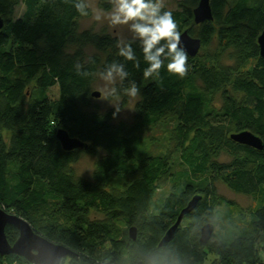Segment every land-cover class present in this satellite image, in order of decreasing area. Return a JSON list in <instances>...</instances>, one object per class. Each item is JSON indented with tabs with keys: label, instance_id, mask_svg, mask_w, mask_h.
Wrapping results in <instances>:
<instances>
[{
	"label": "trees",
	"instance_id": "1",
	"mask_svg": "<svg viewBox=\"0 0 264 264\" xmlns=\"http://www.w3.org/2000/svg\"><path fill=\"white\" fill-rule=\"evenodd\" d=\"M98 3L111 7L109 0ZM198 3L181 0L172 11L178 31L201 42L184 77L161 69L157 80L144 81L126 63L140 98L125 123L116 122L115 110L100 111L92 97L98 73L123 62L116 36L80 30L69 0H0V207L69 249L68 264H203L208 254L215 264H264V150L230 139L247 131L264 146V59L257 45L264 0H209L213 20L196 25ZM21 5L23 14L14 18ZM132 47L139 57L138 43ZM87 49L97 54L88 57ZM51 88L58 90L55 102L47 96ZM154 127H165L160 153L143 139ZM58 129L87 149L64 151ZM85 155L95 160L89 178L75 171ZM218 184L253 206L233 212ZM196 195L199 206L159 246ZM207 224L214 230L203 246ZM5 234L11 245L18 238L10 226ZM12 261L29 264L0 256V264Z\"/></svg>",
	"mask_w": 264,
	"mask_h": 264
},
{
	"label": "clouds",
	"instance_id": "2",
	"mask_svg": "<svg viewBox=\"0 0 264 264\" xmlns=\"http://www.w3.org/2000/svg\"><path fill=\"white\" fill-rule=\"evenodd\" d=\"M69 2L81 17H90L93 22L107 23L112 29L123 28L130 33L129 41H117L116 55L122 57L123 62L113 61L98 73L104 85L97 91L102 99L112 103L114 118L120 111L118 105L123 96L128 98L129 107L140 98L137 82L129 79L132 73L126 70L127 62L142 72L144 81L157 80L161 69L181 78L186 75L188 54L181 46V33L173 12L166 10L165 0H109V9L94 3V0ZM133 43H138L139 57L132 47ZM141 64L145 66L141 67ZM125 81H128L127 86Z\"/></svg>",
	"mask_w": 264,
	"mask_h": 264
},
{
	"label": "water",
	"instance_id": "3",
	"mask_svg": "<svg viewBox=\"0 0 264 264\" xmlns=\"http://www.w3.org/2000/svg\"><path fill=\"white\" fill-rule=\"evenodd\" d=\"M194 23L199 25L201 23L212 21L213 16L210 8L209 0H199L197 7L193 10ZM4 26V21L0 17V31ZM181 46L185 49L188 57H195L201 48V42L197 38L189 35L188 31H184L180 36ZM257 45L259 48V56L264 59V29L258 36ZM93 98H99L100 94L92 93ZM56 139L60 143L64 151H73L76 149L85 150L87 144L78 139L71 138L68 133L62 129L56 131ZM230 139L240 145L248 146L258 151H263L264 146L261 140L250 132L242 131L230 135ZM202 197L194 196L180 212L175 224L163 236L159 246H163L170 242L182 221V219L192 213L198 206ZM7 226L13 227L17 230L18 238L11 245L6 238L5 229ZM213 226L210 224L204 225L200 231V244L206 245L213 235ZM135 229L129 230L131 239H135ZM15 255L23 258L29 264H61L66 258H69L73 253L66 247L52 243L36 233L30 225L22 218L15 214L7 213L0 207V256Z\"/></svg>",
	"mask_w": 264,
	"mask_h": 264
},
{
	"label": "rangeland",
	"instance_id": "4",
	"mask_svg": "<svg viewBox=\"0 0 264 264\" xmlns=\"http://www.w3.org/2000/svg\"><path fill=\"white\" fill-rule=\"evenodd\" d=\"M180 1L181 0H165L166 10L174 11L178 9V5ZM94 3H98V0H94ZM23 12H24V7L21 5L15 10L14 18L20 17L23 14ZM78 25H79L80 30L89 29L96 33H102V32L110 33L111 35L116 36L118 40L124 39L125 41H129L131 39L130 33H128L126 29H123V28L119 30L112 29L108 26L107 23L98 24L96 22L91 21L90 17H81L78 20ZM94 54L95 55L97 54L94 50L87 49L86 55L88 57ZM103 85H104V82L98 76L93 86V92L99 93L97 90L103 87ZM47 96L50 101L55 102L58 98V90L56 88L49 89L47 91ZM135 103L131 107H129L128 98L126 97L125 100L121 99V102L118 105L120 107V111L116 115V122L130 123L134 115ZM94 104L102 112L106 110H111V109L115 110V108L112 106V103H110L107 100L102 99L101 96L99 98H94ZM164 131H165V127H154L150 131L144 134L143 139L149 144L150 151L152 153H160L164 151V147H163L165 144L164 143V139H165ZM94 161H95L94 158L87 156V155L81 157V159L75 165V171L77 175H80L84 178H89L93 170ZM217 189H218V193L224 199L230 201L236 206L235 209H233V212H236V208L247 210L253 206L252 200L250 198L246 196L234 194L221 184H218ZM167 190L168 188H164V191H160L158 194H162L166 192ZM219 210L220 212L223 211L222 208H220ZM216 260L217 258L214 255L208 254L203 264H215ZM62 262L64 264H68V259H64ZM10 263L16 264L18 262L12 261Z\"/></svg>",
	"mask_w": 264,
	"mask_h": 264
}]
</instances>
